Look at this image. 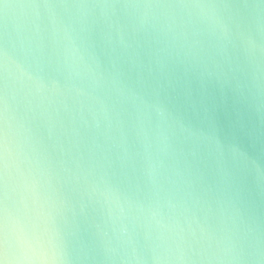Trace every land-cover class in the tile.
Segmentation results:
<instances>
[{
	"label": "clouds",
	"instance_id": "obj_1",
	"mask_svg": "<svg viewBox=\"0 0 264 264\" xmlns=\"http://www.w3.org/2000/svg\"><path fill=\"white\" fill-rule=\"evenodd\" d=\"M2 13L0 264H264V0Z\"/></svg>",
	"mask_w": 264,
	"mask_h": 264
},
{
	"label": "water",
	"instance_id": "obj_2",
	"mask_svg": "<svg viewBox=\"0 0 264 264\" xmlns=\"http://www.w3.org/2000/svg\"><path fill=\"white\" fill-rule=\"evenodd\" d=\"M20 2V0H0V35L3 34V13L2 8L4 3H16ZM254 212L258 218H264V205H260L259 201L254 208Z\"/></svg>",
	"mask_w": 264,
	"mask_h": 264
}]
</instances>
